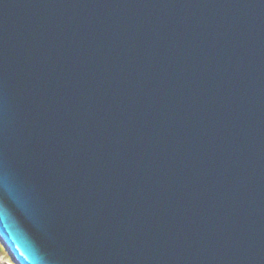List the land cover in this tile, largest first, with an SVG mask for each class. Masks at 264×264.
Returning <instances> with one entry per match:
<instances>
[{
	"label": "water",
	"instance_id": "95a60500",
	"mask_svg": "<svg viewBox=\"0 0 264 264\" xmlns=\"http://www.w3.org/2000/svg\"><path fill=\"white\" fill-rule=\"evenodd\" d=\"M2 169L18 264H264V0H0Z\"/></svg>",
	"mask_w": 264,
	"mask_h": 264
},
{
	"label": "clouds",
	"instance_id": "9594fccd",
	"mask_svg": "<svg viewBox=\"0 0 264 264\" xmlns=\"http://www.w3.org/2000/svg\"><path fill=\"white\" fill-rule=\"evenodd\" d=\"M0 193H3L8 199L14 201L25 211L26 214H33V210L28 203L25 194L18 186L15 178L6 169L0 170ZM5 213L11 215V213H9L8 205L0 204V216ZM21 230L24 231L25 237L33 252V259L31 261H23V264H51L47 252L40 246L39 242L33 237V235L22 227Z\"/></svg>",
	"mask_w": 264,
	"mask_h": 264
},
{
	"label": "rangeland",
	"instance_id": "374dc122",
	"mask_svg": "<svg viewBox=\"0 0 264 264\" xmlns=\"http://www.w3.org/2000/svg\"><path fill=\"white\" fill-rule=\"evenodd\" d=\"M10 259V256L6 252L2 253L0 251V264H12V262H10Z\"/></svg>",
	"mask_w": 264,
	"mask_h": 264
}]
</instances>
